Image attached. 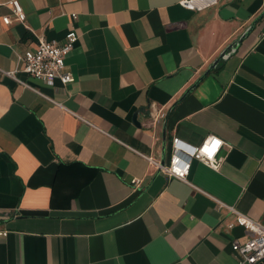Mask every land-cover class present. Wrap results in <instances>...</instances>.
Instances as JSON below:
<instances>
[{
    "label": "crops",
    "instance_id": "1",
    "mask_svg": "<svg viewBox=\"0 0 264 264\" xmlns=\"http://www.w3.org/2000/svg\"><path fill=\"white\" fill-rule=\"evenodd\" d=\"M7 1L0 70L39 38L76 42L69 84L0 75V264H237L248 234L225 207L264 227V0H17L22 22ZM207 136L220 165L192 160L185 183L139 156Z\"/></svg>",
    "mask_w": 264,
    "mask_h": 264
},
{
    "label": "built area",
    "instance_id": "2",
    "mask_svg": "<svg viewBox=\"0 0 264 264\" xmlns=\"http://www.w3.org/2000/svg\"><path fill=\"white\" fill-rule=\"evenodd\" d=\"M218 0H182L179 5L183 8L201 10L202 8L215 5ZM9 5L12 13V20L22 22L24 15L18 5L17 0L5 2ZM75 19V14L70 16ZM11 19L7 16L1 18L3 25H8ZM76 42V35L72 31L65 33L60 41H45L42 38L37 40L33 49L24 50L16 56V68L11 72L0 70V75L14 79L15 72H21L33 79L43 81L47 86H52L53 80H58L60 84L66 85L72 82L70 73L63 70V61ZM20 85L28 88L22 82ZM148 117L151 120L162 118L163 113L154 106L149 107ZM223 145L222 141L207 136L197 146H189L181 143L176 138L171 140L170 156L166 164H160L151 158L139 155L146 162L157 169L167 178H174L186 182L190 162L196 160L211 170H217L220 160L217 158L218 151ZM139 181H134V187L138 186ZM219 207H223L219 204ZM233 217L234 221L228 225L241 227L248 238L243 242L233 241L230 244V250L237 264H256L264 260V227L247 217L235 212L231 208H226ZM4 236L5 233H0Z\"/></svg>",
    "mask_w": 264,
    "mask_h": 264
},
{
    "label": "water",
    "instance_id": "3",
    "mask_svg": "<svg viewBox=\"0 0 264 264\" xmlns=\"http://www.w3.org/2000/svg\"><path fill=\"white\" fill-rule=\"evenodd\" d=\"M258 18L255 19L251 24L250 26L245 30V32L235 41L231 42L228 46H226V48H224V50H222V52H220V54L218 55V57L210 64V66H208V68L206 69V71L202 74V76L206 75L211 69H213L215 67V65L218 63L219 60H222L225 55L227 54V52L231 49H234L235 47H237L241 41L249 34V32L252 30L254 24L257 22ZM142 110H139L137 112H135L133 115H132V120L138 124L136 118H137V115L139 113H141ZM161 164H162V160H161Z\"/></svg>",
    "mask_w": 264,
    "mask_h": 264
}]
</instances>
